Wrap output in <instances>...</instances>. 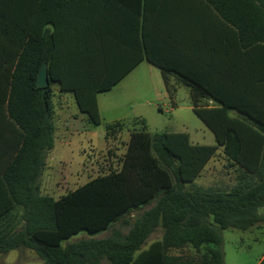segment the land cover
Wrapping results in <instances>:
<instances>
[{"label": "trees", "instance_id": "16d2710c", "mask_svg": "<svg viewBox=\"0 0 264 264\" xmlns=\"http://www.w3.org/2000/svg\"><path fill=\"white\" fill-rule=\"evenodd\" d=\"M142 1L146 19L147 0ZM201 1L219 19L226 38L230 33L239 47L258 48L264 55V0ZM37 2L0 0V38L13 42L0 47L8 56L7 77L0 79V254L28 248L44 264H224L222 231H247L264 219L259 214L264 207V72L253 82L236 80L237 93L229 92L227 77L194 80L193 112L213 132L216 145L193 144L185 132L150 133L143 119L106 124V140L136 121L142 126L130 131L116 169L55 199L41 193L39 182L54 146L52 86L73 92L80 112L99 125L97 94L120 78L103 77L99 62L97 72L88 71L92 56L86 58L83 48L63 51L57 33L46 28L57 25L56 19L41 14ZM147 56L167 82V66ZM43 60L50 85L38 87ZM204 99L218 106L202 105ZM232 110L237 115H230ZM218 147L227 167L236 168L235 185H196ZM152 202L130 221L134 210ZM115 223L127 232L113 228L104 238L63 245L80 232L95 235ZM157 228L161 239L143 249ZM185 246L206 251L199 259L170 253Z\"/></svg>", "mask_w": 264, "mask_h": 264}, {"label": "crops", "instance_id": "0c3cea01", "mask_svg": "<svg viewBox=\"0 0 264 264\" xmlns=\"http://www.w3.org/2000/svg\"><path fill=\"white\" fill-rule=\"evenodd\" d=\"M37 3L41 14H51L52 18L56 19L57 25L49 23L46 28L50 32L57 33L58 45L63 51L76 53L79 52V48H83L86 58L88 55L92 56L87 60L88 64L92 63L86 68L88 71L97 72L95 66L99 62L103 77L120 78V81L109 91L97 94L101 124L104 125L143 119L150 133L158 132L149 130L148 120L144 114L133 113L132 109L123 113L119 111L120 108L111 105L110 99L106 100L116 87L118 91L122 89L119 86L125 80H131L134 83L141 78L153 79L155 94L169 99L173 109L180 108L174 96L183 92L189 97V108L193 111L190 95L195 84L194 80L215 82L227 77L232 86L229 92L237 93L241 90L235 87L236 80L253 82L257 77L263 76L262 50L239 47L230 33L226 38L219 19L201 0H147L146 19L143 15L142 0H38ZM10 45H13L11 40L0 38V47ZM147 53L167 66V82L163 79L162 69L150 61ZM5 59H8V56L0 53V79L7 77ZM252 85L249 83V89ZM56 87L55 90L52 86L54 146L56 141L61 145L73 137L85 134L94 125L85 113L80 112L74 93L61 90L58 84ZM56 96L54 105L53 99ZM107 103L110 105L108 106ZM73 104L76 107L74 109ZM201 104L208 107L218 106L212 99H204ZM158 109L163 110L160 106ZM230 115H237V112L232 110ZM135 123L131 130L142 126L137 121ZM187 134L193 144L201 145L194 143L190 134ZM216 153H222V148L218 147ZM227 177L229 181L222 180ZM199 178L195 180V183ZM215 179L218 187L225 189L231 188L236 183L232 171L226 174L220 171ZM41 193L44 194L42 189ZM153 205L154 202L134 210L130 215L135 219ZM262 216L264 218V215ZM134 219L130 221L133 222ZM116 224L120 225L115 223L111 229L95 235L84 232L86 235L78 240H72L82 233L80 232L64 240L63 245L81 239L104 238L106 236L100 235L112 230ZM262 225H264V219L247 231L252 232ZM158 230H161L162 237L161 228H157L152 234ZM157 240H152L147 246L144 245L143 249ZM24 249L35 254L31 249ZM11 251L19 253L20 250ZM8 253L0 254V264L13 263L8 259ZM263 257L264 253L255 264H259Z\"/></svg>", "mask_w": 264, "mask_h": 264}, {"label": "rangeland", "instance_id": "374dc122", "mask_svg": "<svg viewBox=\"0 0 264 264\" xmlns=\"http://www.w3.org/2000/svg\"><path fill=\"white\" fill-rule=\"evenodd\" d=\"M153 82L154 80L150 78H141L134 83L131 80H125L119 86L122 89L118 91L116 87L106 100L110 99L111 105L117 106L123 113L132 109L133 113L144 114L148 120L149 130L152 132H187L194 143L215 145L213 132L189 108V97L179 92L174 97L180 108L173 109L169 99L155 94ZM53 88L57 89L56 84ZM56 100L57 96L53 99L54 105ZM107 105L110 104L107 103ZM159 106L162 107V111L158 109ZM74 108L76 107L73 104ZM104 126V124L93 125L85 134L73 137L61 145L55 142L54 148L47 153V164L39 181L44 194L59 198L90 179L117 168V162L125 153L131 127L111 133L106 142ZM226 164L222 153H216L195 184L204 188L218 187L215 176L220 171L225 174L232 171L237 178L236 168L227 167ZM222 180L229 181L228 177ZM259 213L264 215V207L259 209ZM128 218L134 219L131 215ZM114 228L121 229L124 233L128 230V227H121L119 224H116ZM110 232L111 230L100 236H107ZM83 235L86 233L82 232L72 240H78ZM222 236L224 264H255L264 253V225L252 232L237 229L223 230ZM160 237L161 230H158L146 240L144 245L147 246L152 240ZM205 251L204 247L197 251L191 246H185L172 249L170 253L199 259ZM8 259L13 261L12 264L26 262V264H43V261L38 259L32 251L26 249L20 250L19 253L11 251L8 253Z\"/></svg>", "mask_w": 264, "mask_h": 264}, {"label": "water", "instance_id": "95a60500", "mask_svg": "<svg viewBox=\"0 0 264 264\" xmlns=\"http://www.w3.org/2000/svg\"><path fill=\"white\" fill-rule=\"evenodd\" d=\"M36 85L38 87H45L50 85V80L47 71V63L45 60L42 61L37 72Z\"/></svg>", "mask_w": 264, "mask_h": 264}]
</instances>
